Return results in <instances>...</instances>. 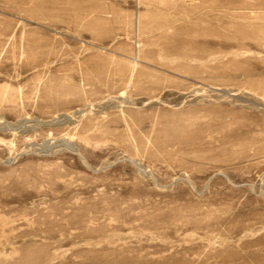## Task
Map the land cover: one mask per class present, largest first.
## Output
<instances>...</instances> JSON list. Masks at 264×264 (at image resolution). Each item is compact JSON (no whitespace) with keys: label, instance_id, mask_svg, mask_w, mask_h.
<instances>
[{"label":"rangeland","instance_id":"374dc122","mask_svg":"<svg viewBox=\"0 0 264 264\" xmlns=\"http://www.w3.org/2000/svg\"><path fill=\"white\" fill-rule=\"evenodd\" d=\"M0 264H264V0H0Z\"/></svg>","mask_w":264,"mask_h":264}]
</instances>
